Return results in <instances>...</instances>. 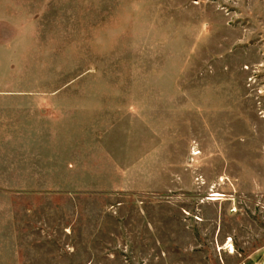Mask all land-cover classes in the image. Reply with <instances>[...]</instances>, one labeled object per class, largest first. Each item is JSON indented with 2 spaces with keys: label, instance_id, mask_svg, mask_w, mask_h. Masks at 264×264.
Returning a JSON list of instances; mask_svg holds the SVG:
<instances>
[{
  "label": "rangeland",
  "instance_id": "1",
  "mask_svg": "<svg viewBox=\"0 0 264 264\" xmlns=\"http://www.w3.org/2000/svg\"><path fill=\"white\" fill-rule=\"evenodd\" d=\"M0 39L46 139L0 264H262L264 0H0Z\"/></svg>",
  "mask_w": 264,
  "mask_h": 264
},
{
  "label": "crops",
  "instance_id": "2",
  "mask_svg": "<svg viewBox=\"0 0 264 264\" xmlns=\"http://www.w3.org/2000/svg\"><path fill=\"white\" fill-rule=\"evenodd\" d=\"M24 50H26L27 60L28 48L25 49L23 44L0 39V99H11L24 94V91L14 89V83H28V79H23V65L20 64L24 60ZM44 127L0 126V193L10 197L9 204L7 202L9 218L7 214L6 229L12 227L11 233L14 228L13 197L42 192L31 189L30 164L33 159L31 157L39 158L40 148L46 146ZM9 242H14L13 234ZM10 260H14L12 253Z\"/></svg>",
  "mask_w": 264,
  "mask_h": 264
},
{
  "label": "bare ground",
  "instance_id": "3",
  "mask_svg": "<svg viewBox=\"0 0 264 264\" xmlns=\"http://www.w3.org/2000/svg\"><path fill=\"white\" fill-rule=\"evenodd\" d=\"M221 196H223V195H221L220 193H218V192H214L213 193V195H212V200L214 201V200H217V199H219ZM211 200V199H210Z\"/></svg>",
  "mask_w": 264,
  "mask_h": 264
},
{
  "label": "water",
  "instance_id": "4",
  "mask_svg": "<svg viewBox=\"0 0 264 264\" xmlns=\"http://www.w3.org/2000/svg\"><path fill=\"white\" fill-rule=\"evenodd\" d=\"M262 264H264V260H263Z\"/></svg>",
  "mask_w": 264,
  "mask_h": 264
}]
</instances>
